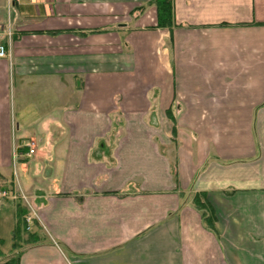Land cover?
<instances>
[{
  "label": "crops",
  "instance_id": "crops-1",
  "mask_svg": "<svg viewBox=\"0 0 264 264\" xmlns=\"http://www.w3.org/2000/svg\"><path fill=\"white\" fill-rule=\"evenodd\" d=\"M152 1L0 0V185L40 238L20 264H264V0H173L171 29Z\"/></svg>",
  "mask_w": 264,
  "mask_h": 264
},
{
  "label": "trees",
  "instance_id": "trees-1",
  "mask_svg": "<svg viewBox=\"0 0 264 264\" xmlns=\"http://www.w3.org/2000/svg\"><path fill=\"white\" fill-rule=\"evenodd\" d=\"M150 6L156 7L157 10V27L171 29L174 25L173 0H153ZM171 117V113H169ZM193 205L200 211L205 227L214 234H218L216 228V213L214 207L209 202L205 193L196 194L193 198ZM28 208L23 203L16 206V226L13 231L14 247L20 245L23 241L25 244L34 245L40 241V238L28 231L26 216ZM22 253L20 252L15 258L9 260L6 264H20Z\"/></svg>",
  "mask_w": 264,
  "mask_h": 264
},
{
  "label": "rangeland",
  "instance_id": "rangeland-1",
  "mask_svg": "<svg viewBox=\"0 0 264 264\" xmlns=\"http://www.w3.org/2000/svg\"><path fill=\"white\" fill-rule=\"evenodd\" d=\"M19 95L16 96V106L20 108V98ZM29 97V96H28ZM31 100L33 96H30ZM19 112V109H18ZM21 131V130H20ZM19 135V134H18ZM19 172L20 167H19ZM14 183L17 186V175L14 174ZM11 180V178H10ZM11 186V184H10ZM9 185H0V264H6L12 258H15L20 252H24L29 245L21 241L17 247H14L13 231L15 229L16 219L15 211L18 202H25L21 199L11 200L9 198L2 197L3 192H16V189L10 187ZM14 202V203H13ZM23 204V205H24ZM15 205V206H14ZM33 226V224L31 225ZM31 230H29L30 232Z\"/></svg>",
  "mask_w": 264,
  "mask_h": 264
},
{
  "label": "built area",
  "instance_id": "built-area-1",
  "mask_svg": "<svg viewBox=\"0 0 264 264\" xmlns=\"http://www.w3.org/2000/svg\"><path fill=\"white\" fill-rule=\"evenodd\" d=\"M17 1L23 2V1H30V0H17ZM8 57H10L9 50L3 44H0V59H5ZM37 147H38V142L35 139L26 140L25 142H23L21 146L14 145V155H13L14 163H17L21 157H25L28 159L32 158L36 154ZM22 149H25L26 152L21 153L20 150ZM2 197L9 198L11 200H18V199L23 200L25 202V205L28 207L30 211L29 215L26 217V221L29 224V226L33 224L34 220L37 218V215H36L34 208L30 204L29 198L27 196H25L22 193L18 194L17 191L16 192L10 191V192H3Z\"/></svg>",
  "mask_w": 264,
  "mask_h": 264
}]
</instances>
